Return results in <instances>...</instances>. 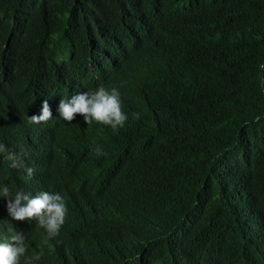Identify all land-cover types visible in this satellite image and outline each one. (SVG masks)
Instances as JSON below:
<instances>
[{"label": "trees", "instance_id": "obj_1", "mask_svg": "<svg viewBox=\"0 0 264 264\" xmlns=\"http://www.w3.org/2000/svg\"><path fill=\"white\" fill-rule=\"evenodd\" d=\"M261 65L264 0H0V143L35 170L0 156V185L68 209L44 244L0 197V242L24 233L33 264H264ZM101 85L123 128L59 117Z\"/></svg>", "mask_w": 264, "mask_h": 264}, {"label": "clouds", "instance_id": "obj_2", "mask_svg": "<svg viewBox=\"0 0 264 264\" xmlns=\"http://www.w3.org/2000/svg\"><path fill=\"white\" fill-rule=\"evenodd\" d=\"M260 67L264 68V65ZM59 117L71 123L77 115L83 117L87 125L93 122L110 127L114 132L125 126L128 116L122 110V101L118 88L107 89L103 85L93 91L80 92L67 99H60L57 108ZM134 117L139 119L140 114ZM52 118V112L48 101L45 99L41 105L39 115L29 117L32 124L47 122ZM259 120V117L256 118ZM99 155L103 153L100 147L94 149ZM25 152L11 151L4 143H0V156H3L11 169L24 168L27 177L34 175L32 167H25L23 157ZM0 197L7 200V212L13 221H35L39 227L45 230L44 244L59 236L60 229L64 225L67 216V206L64 197L58 192L39 191L35 195L18 190L13 195L6 184L0 185ZM0 242V264H21V258H25V264H33L39 261L43 252L36 253L31 257L26 256L27 246L24 233L14 227L6 230Z\"/></svg>", "mask_w": 264, "mask_h": 264}, {"label": "bare ground", "instance_id": "obj_3", "mask_svg": "<svg viewBox=\"0 0 264 264\" xmlns=\"http://www.w3.org/2000/svg\"><path fill=\"white\" fill-rule=\"evenodd\" d=\"M25 133H26V131H25ZM44 138L46 139L47 136H45ZM45 144H48V143H44V145H45ZM38 153H39V148H37V149L35 150V152L33 153V155H34V156H39V155H37ZM33 155H32V156H33Z\"/></svg>", "mask_w": 264, "mask_h": 264}]
</instances>
